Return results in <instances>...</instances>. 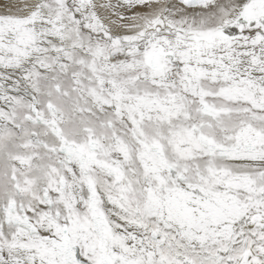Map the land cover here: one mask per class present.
<instances>
[{"label": "snow or ice", "instance_id": "6c2138e0", "mask_svg": "<svg viewBox=\"0 0 264 264\" xmlns=\"http://www.w3.org/2000/svg\"><path fill=\"white\" fill-rule=\"evenodd\" d=\"M0 264H264V0H0Z\"/></svg>", "mask_w": 264, "mask_h": 264}]
</instances>
